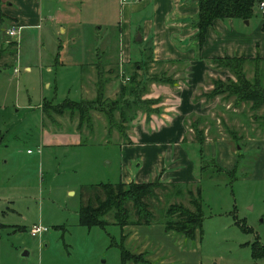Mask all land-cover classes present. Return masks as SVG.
<instances>
[{"label":"rangeland","instance_id":"rangeland-1","mask_svg":"<svg viewBox=\"0 0 264 264\" xmlns=\"http://www.w3.org/2000/svg\"><path fill=\"white\" fill-rule=\"evenodd\" d=\"M66 1L37 0V5L44 8V16L55 20L43 19L46 29L42 39L34 29H24L22 34L19 31L14 41L2 35L6 46L18 42V61L9 58L7 66L0 68V264H121L118 245L122 230L110 216L105 217L108 225L104 228L78 224L79 188L121 180L120 147L144 143L143 133L162 130L163 125L175 120L170 116L179 103L174 90L177 81L148 64V75L163 72L174 82H143L139 100L148 102L150 114L143 108L134 114V108L126 112L128 119L122 122L115 111L113 123L117 127L110 132L98 107L89 111L90 121L83 122L80 128L77 113L66 111L59 116L50 111L49 117L42 114L43 105L95 98L96 72L92 75L94 88L88 87V92L81 95L74 63H103L110 58L106 70L118 67L111 77L109 73L104 75L107 81L103 100L107 102L120 100V86L127 83L134 71L131 65L136 63L132 61L125 68L119 63L121 48L114 27L120 15L119 0H93L86 5L90 10L85 7L82 12L68 11ZM75 5L73 9L79 4ZM15 6L19 7L17 3ZM73 23L77 25L73 28L76 32L70 39L62 30H69ZM233 23L231 27L228 21L224 22L229 31L235 32L230 37L258 44L256 56L261 60L255 64L263 71L264 87V13L257 9L249 20L233 19ZM60 44L64 53L60 60L70 65L47 69L48 63H55ZM255 64H243L246 79L252 80ZM26 65L31 67L30 72L24 70ZM214 66L224 73L212 80L226 83V78H230L235 82L222 66ZM140 75L141 72L138 80ZM109 79L114 81L111 91L106 87ZM211 90L201 91L193 98V102L202 103V114L182 121L184 136L179 143L195 165L196 181L187 184L193 194L197 188L201 191L202 235L193 241L173 231L170 236L173 240L181 236V251L193 255L199 264H264V258H253L251 251V246L264 248V106L253 110L251 104L237 105L235 97L226 95L208 100L205 96ZM136 95L128 98L134 100ZM164 109L168 119L158 116ZM59 132L75 135L70 140L77 139V146L42 147ZM204 165L207 168L201 173L199 169ZM138 169L129 168V175L134 176ZM182 191L183 197L169 200L159 192L158 200H152L157 219L161 217L159 211L169 204L189 206L186 189ZM33 224L48 227L40 245L29 234Z\"/></svg>","mask_w":264,"mask_h":264},{"label":"crops","instance_id":"crops-1","mask_svg":"<svg viewBox=\"0 0 264 264\" xmlns=\"http://www.w3.org/2000/svg\"><path fill=\"white\" fill-rule=\"evenodd\" d=\"M92 1L67 0L64 4L68 11L78 9L79 12H82L86 11V5H89ZM20 2L19 0H0V50L8 47V44L6 46V41L2 39L3 34L7 36L5 33L6 29L8 30L13 26L20 27V34H22L24 29L38 30L42 39L43 32H45L44 29H46L43 19L45 20L46 17L49 21H55L44 16V8L41 5H37V0H25L24 4ZM15 3L19 7L16 8ZM76 3L79 4L78 8L73 9V7H76ZM118 4L120 15L114 27L116 30H120L118 34L121 48L120 65L125 68L132 61L136 62L142 59L144 57L142 52L144 45L150 43L153 61L155 62L151 65L170 74L177 81V86L174 90L176 93L175 97L179 102L176 112L170 116L175 119L171 121L170 125H163L162 130L158 129V132L149 131L148 133H143L142 140L144 143L134 142V144L120 147L123 152L121 165L123 176L121 181L123 183L131 181L148 183L160 179L169 183H194L196 181L194 178L195 165L189 159L188 153L179 144L184 136L182 121L190 115L202 114V103L193 102V98L201 91L208 92L211 90L212 79L220 78L224 73L215 68L212 60L223 57L253 59L257 57L258 44L254 45L253 42H245L240 39L235 41L234 38L230 37L235 32L229 31L224 22L228 21L229 25L233 27V19H227V21L215 20L208 29L205 43L198 53L196 41L194 40L196 30L191 27V22L195 19L198 12L194 0H131L127 4H121L119 0ZM87 10L90 9L87 8ZM74 23L69 30H62V34H69L70 39L75 37L73 34H75L76 30H73V28H75L76 24ZM76 23L77 25L81 24V22ZM108 25L111 24L109 23ZM49 29L52 30L51 27ZM138 36L140 40H137ZM56 40L60 41L58 37H56ZM76 40L78 41V38ZM140 41L142 43L138 44ZM59 46L61 50L57 51L59 53L58 59L56 57L54 64L46 63L47 69H50L53 65L64 68L70 65L66 66V63L60 60L64 53L62 45L60 44ZM17 47L18 42L14 46L15 49L11 47L15 50L13 56L10 54L12 51L7 50L0 60V68L7 66L6 61L9 58L18 61ZM109 60L110 58L104 61L106 72L113 70V68L106 70V66L110 65L108 64ZM95 64L96 62L92 61L89 63H74L72 65L78 73L79 81L77 85L81 95L83 92H88V87L94 88L92 75L96 72ZM156 68L152 70L156 71ZM24 70L30 72L31 67L26 65ZM111 76L112 73H109L108 77ZM113 86L114 81L109 79L106 86L107 89L111 91ZM165 112L164 109L158 116L160 118L167 117L166 119H168L169 115ZM70 137L76 138L75 135L59 132L52 135L50 143L41 145L44 148L77 146V139L72 142ZM49 144L50 146H46ZM134 167L139 169L133 174L134 176H131L128 170L129 168L134 169ZM170 235L171 233L165 229L163 224L124 227L120 237L121 242L118 245L119 248L123 246L129 255L142 258V262L135 263L131 260L124 262V264H199L193 255L188 254L187 251H181V248H183L181 247V240L183 238L180 236V239L173 240ZM197 236L194 240L197 239Z\"/></svg>","mask_w":264,"mask_h":264},{"label":"trees","instance_id":"trees-1","mask_svg":"<svg viewBox=\"0 0 264 264\" xmlns=\"http://www.w3.org/2000/svg\"><path fill=\"white\" fill-rule=\"evenodd\" d=\"M194 1L196 2L198 12L195 19L191 22V27L196 30L194 40L196 41L197 52L199 53L205 43L207 31L215 20H249L254 15V12L259 9V5L264 0ZM262 30L264 31V23L262 24ZM117 33H120L119 29L117 30ZM141 43V41L138 42V44ZM14 46H16V44L9 45L7 49H1L0 60L7 50L12 51L10 54L14 55L15 50L11 49V47L14 48ZM142 52L144 57L131 65L134 69L133 73H130L128 76L127 83L120 86V100L116 99L108 102L103 100L104 85L107 81L104 75L113 72L117 73L118 67H115V69L109 70L108 72H104L105 62H97L95 64L97 82L94 99L91 101L81 100L80 102L64 100L58 105H43L42 114L49 117L50 111L59 116L63 115L66 111H69L71 114L77 113L78 119H80L78 128H80L82 127L83 122L88 123L90 121V117L88 116L89 111L97 109L96 107H98L99 112L103 113L108 121V132H110L112 128L117 127L115 123H113V115L115 111L119 113L122 122H125V120L128 119L126 112L134 108V114H136V112H138L137 110L141 108H143L146 113L150 114L151 111H149L146 105L148 102H140L139 100V94L143 92L140 90L142 88L144 89L145 85L143 82L148 80L150 83L163 82L169 85H173L174 82L171 79L166 78V75L163 72L148 75L147 67L149 66H147V64L151 65L155 63L152 57L151 44H145ZM58 57L59 53H57V59ZM260 60V57H255L253 59L241 57L213 59L212 63L216 66H222V69L227 70L232 74L235 78V82L231 81L230 78H226V83L212 80L211 83L213 89L211 90V93L205 97L208 100L221 95L235 97V104L249 103L253 110L264 106L263 71L259 69L257 64H255ZM246 62L255 64L252 80L246 79L245 74L243 73L242 66ZM139 72H141V78L138 80ZM117 77L118 74H116V78ZM132 95H136L134 100L128 98ZM192 126L195 128V125ZM206 168V165H204L201 166L199 170L202 173ZM217 171H219V173L221 172L219 169ZM228 174L232 175V173ZM188 187H190V184L163 183L160 179L148 183H135L131 181L125 184L119 180L116 183L106 182L82 186L79 192L80 206L78 210V224L87 228H104L108 225V221L105 217L110 216L109 218L113 221L114 225L118 226L121 230L130 225L149 226L153 224H163L168 232L173 231L182 235L185 239L193 241L197 235H202V201L200 188H197L195 194H193ZM182 188L186 189L189 196V206L187 207L179 202L169 204L166 208L159 211L161 217L160 219H157L152 211V200H158L159 192L163 193L166 200L171 198H181L183 197ZM119 249L121 264L131 260L135 263L142 262L141 257H133L129 255L123 246ZM251 251L253 258H264L263 247L256 249L255 246H251Z\"/></svg>","mask_w":264,"mask_h":264},{"label":"built area","instance_id":"built-area-1","mask_svg":"<svg viewBox=\"0 0 264 264\" xmlns=\"http://www.w3.org/2000/svg\"><path fill=\"white\" fill-rule=\"evenodd\" d=\"M132 1H139V0H132ZM121 4H127L130 3L131 0H120ZM259 9L262 10V13H264V1L259 5ZM20 27H11L8 30H6V35L9 39H16L18 37ZM14 73H17V69L14 70ZM30 153V151H28ZM48 232V227L42 225V224H37L33 225L32 228L29 229V234L32 238H37L39 240V245L41 243L42 237L44 234Z\"/></svg>","mask_w":264,"mask_h":264},{"label":"water","instance_id":"water-1","mask_svg":"<svg viewBox=\"0 0 264 264\" xmlns=\"http://www.w3.org/2000/svg\"><path fill=\"white\" fill-rule=\"evenodd\" d=\"M254 10H256V9H254ZM137 40H140V37L139 36H138Z\"/></svg>","mask_w":264,"mask_h":264}]
</instances>
